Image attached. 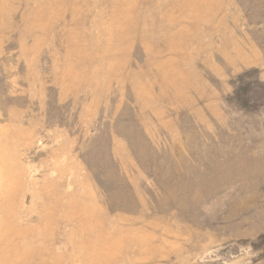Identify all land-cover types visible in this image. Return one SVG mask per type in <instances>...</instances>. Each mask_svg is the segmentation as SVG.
I'll use <instances>...</instances> for the list:
<instances>
[{"label":"rangeland","instance_id":"obj_1","mask_svg":"<svg viewBox=\"0 0 264 264\" xmlns=\"http://www.w3.org/2000/svg\"><path fill=\"white\" fill-rule=\"evenodd\" d=\"M264 264V0H0V264Z\"/></svg>","mask_w":264,"mask_h":264},{"label":"clouds","instance_id":"obj_2","mask_svg":"<svg viewBox=\"0 0 264 264\" xmlns=\"http://www.w3.org/2000/svg\"><path fill=\"white\" fill-rule=\"evenodd\" d=\"M239 253H242L244 257L246 258V264H251L253 258H254V251L251 247V245H241L238 249ZM241 264H244L242 261Z\"/></svg>","mask_w":264,"mask_h":264}]
</instances>
